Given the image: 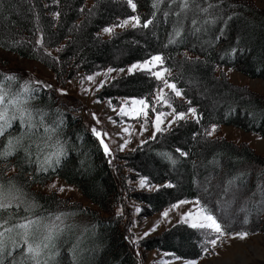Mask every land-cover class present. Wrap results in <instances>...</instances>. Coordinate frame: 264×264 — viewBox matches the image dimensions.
Returning a JSON list of instances; mask_svg holds the SVG:
<instances>
[{
	"label": "trees",
	"instance_id": "1",
	"mask_svg": "<svg viewBox=\"0 0 264 264\" xmlns=\"http://www.w3.org/2000/svg\"><path fill=\"white\" fill-rule=\"evenodd\" d=\"M91 1V6L87 7V0H58V3L56 0H0V49L21 59L38 62L50 69L59 82L109 67H126L154 55H161L164 58L163 67L171 70L168 81L175 83L184 94L181 101L168 95L173 106L186 111L188 101H191L190 106L196 109L200 122L197 123L194 119L175 123L168 132H160L154 139L148 138L146 143L137 146L132 152L116 156V161L120 163L118 166L115 162L112 164L109 155L104 154L99 140L76 114L77 110L73 105L71 110L66 109L67 105L56 92L43 85L32 86L38 91L30 106L47 112L46 123L49 125H54L57 117L62 118L58 138L65 143L67 155L56 171L47 172H36L35 164L31 167L24 165L22 170L18 158L12 157L7 162L8 168L15 166V171L8 173L11 171L9 170L4 178H14L28 193L29 199L35 198L39 204L36 215L44 217L46 222L63 214L62 220L56 222L62 229L59 238L60 264H71L69 249L73 244H78L82 250V264H140L132 251L129 237L123 230V214L113 213V208L121 207L122 201L126 200L123 196L127 188L120 173L121 167L131 171L130 179H134L136 173L147 177L148 183L165 182L174 185L172 188L161 187L149 196L129 194V198L145 201L152 212L156 213L178 200L200 199L220 221L232 225L230 233L247 231L252 235L263 232L264 211L259 209L264 207V193L261 192L264 188V160L256 157L245 143L232 145L222 138L211 139L206 136L205 130L213 124L234 126L264 137V96L245 87L232 88L223 76L214 72L218 67H229L247 76L264 79V10L256 7L250 0H207L214 3L211 13L215 22H208L203 33L199 34L188 27L192 23V19L188 21V17L194 16L197 22L200 21L192 10L201 5L202 0H189V7L192 9L190 15H182V23L179 22L178 26L174 25L176 20L170 18V15L166 19L169 26H165L164 20L163 26L155 29V43L150 31L155 17L162 12L176 14L177 2L162 0L158 8H153V0H133L137 6L133 12L127 0ZM224 9L229 10L227 13L230 16L222 14ZM53 12L60 13L58 21L53 20ZM153 12L156 13L155 16L152 15ZM127 16H139L141 26L129 28L119 35L114 34L109 39L102 38L101 31L105 27L114 26L118 19ZM145 20H152L153 23L144 28L142 24ZM176 28L181 30L179 37L174 34ZM41 36L43 44L37 45L36 40ZM170 39L174 42L169 43ZM62 45L63 50L54 55L57 57L56 61L45 54V49L50 51ZM113 47L125 49L126 55L112 60L110 49ZM232 48H238V51L228 55ZM185 54L192 61H196V58L199 61L191 63ZM2 67L0 64V78L5 74H15L25 80L20 72L4 71L1 70ZM159 83L160 80L151 72L138 70L112 79L104 86L102 94L113 102L121 97H139L151 102ZM189 84L200 85L202 94L210 95L216 105L209 104L203 98L200 101L195 96L196 88H189ZM154 107L156 108L155 105ZM20 131L19 121L13 122L9 132L15 135ZM39 133L42 134L43 129ZM33 139L37 137L34 136ZM2 147L0 142V148ZM178 147L189 152V156L181 157L176 152ZM33 151H36L35 146ZM144 151L147 157H154L150 158L155 163L150 173L143 170L145 161H142V166L135 165L136 168L132 164L144 157ZM165 154H169L177 163H171ZM3 168L4 163L0 162V169ZM233 176H240V179L229 186L230 191L223 192L222 189ZM53 178L62 179L76 187L107 216L101 217L87 207L69 203L55 194L34 192V185H42ZM224 202L232 203L229 210L223 207ZM242 208L244 214H241ZM20 214L28 215L22 209ZM245 217L248 223H244ZM176 230L186 238L181 241L190 244H185L188 247L181 252L167 241ZM204 232L205 230H195L181 224V227L171 229L158 239L148 240L146 246L169 253L175 258L189 257L188 259L195 260L211 251V245H205L207 252L202 250ZM197 234L201 237L203 235V239L199 240ZM164 240L168 244L165 247L161 246Z\"/></svg>",
	"mask_w": 264,
	"mask_h": 264
},
{
	"label": "rangeland",
	"instance_id": "2",
	"mask_svg": "<svg viewBox=\"0 0 264 264\" xmlns=\"http://www.w3.org/2000/svg\"><path fill=\"white\" fill-rule=\"evenodd\" d=\"M176 2L178 4L177 13H179V16L170 12H167L168 15L165 16V12H162L161 14H159V16L157 15L155 17L153 28L150 29L153 42L155 43L157 42V40L155 39V29L160 25L163 26L164 20L166 21V19H168L170 15H171L170 18L176 20L174 25L177 26L179 25L178 24L179 22L182 23V19H183L182 15L183 16L190 15L189 12L192 10L190 9V7L188 9L181 10L179 6L180 0H177ZM250 2H252L254 5H256V7L260 8L261 10H264V0H250ZM91 4L92 1L87 0L86 6L90 7ZM209 5L214 6V3H211L210 1L207 0H202L201 5L200 4L197 5L195 7V10L194 9L192 10V13L194 12V14H196L198 16L197 18H199L200 20L195 25L189 22L190 24H188V27L190 28V30H192V32L202 34L206 28V25L208 24L205 23V21H209V23H211L213 20L215 21V18L212 17V13H211L212 7H209ZM1 9L2 8L0 7V11ZM202 9H207V12L202 11ZM228 11L229 10L224 9L222 10V14L230 16L227 13ZM128 18L129 17L127 16L118 19V22L115 23L116 25L111 26L113 28L112 34L105 33L102 30L101 31L102 38L109 39L115 35H119V33L129 28H134L132 27V22H129V24L123 28L117 26L123 20ZM191 19L192 21L194 19L197 20L196 18H194V16L193 17L189 16L188 21H190ZM165 26L166 27L169 26L167 21ZM196 29H199V31H196ZM159 44L164 45L165 43L159 42ZM55 49L50 50L52 56L57 55L58 53L55 51ZM126 53L127 51L120 47H113L112 49H110L112 60H118L120 58H123L126 55ZM135 63H143V61L135 62ZM0 64H2L3 66L1 70L3 69L4 71H8L12 73L20 72L25 80L31 79L32 81L40 82L39 84L33 83L32 86L43 85L46 87V85H51V88L49 89L53 90V92H56L59 98L65 102V104L67 105L66 109L71 110L70 109L71 105H73V107L76 108L77 110L75 111L76 114L82 118V121L84 122L88 130L92 131V128H96L99 132L106 133V135L102 136V139L110 149L111 154L109 155V159L110 161H113L112 164H114L115 162V164H118L119 166L120 163L116 161V156L119 157L124 153L132 152L134 149L137 148V146L143 144L144 141H146L148 138L151 139L152 134L155 131L153 124L151 123V121L154 120L155 118L154 112L149 110L150 119L148 122H145L143 117L132 118L129 116H121L118 113L122 102L128 100L130 103V100L132 98L121 97L117 101L113 102V100L103 96L102 94L104 86L109 84L112 81V79H118L121 76L129 75L127 69L134 63L129 64L126 67H121L125 69L124 72L122 73L113 72L110 73L107 77L103 75V73L108 69L105 68L96 71L94 73L84 75L82 77H77L71 80L60 81V82L56 79L54 73L50 69L39 64L38 62L21 59L1 49H0ZM159 68L160 66H157V68H153L152 71H157L159 70ZM229 69H231V71H229ZM138 70H134L133 73H135ZM214 72L218 76L219 75L223 76L225 80L228 82V84L232 85V88L238 86L245 87L249 91L264 96V79L247 76L241 71L229 67H218L216 68V70H214ZM96 73H100V75H95ZM93 75L95 77L94 81L89 82L86 79V77ZM100 81H104L102 87L100 86L99 83ZM160 82L161 83H159V86L155 88L152 101L155 98V94L157 90L159 88L164 87L162 81ZM189 86H190L189 88L192 89L196 88L198 92L196 91L195 96L198 97L200 101H202L201 99L203 98V100L208 101L209 104H212L213 106L216 105L215 103L216 101L212 97H210V95H206L207 93L202 94L203 93L201 91L202 87L200 85L189 84ZM57 89H62L63 92L66 94L62 95L61 92L57 91ZM84 89H87V91H85ZM164 91L169 96L173 95L174 98L176 97L174 93H171L169 89L165 88ZM137 99H139V97ZM176 99L180 101L182 100V98L180 97H176ZM109 102H111V105H109ZM155 106L160 111L169 112V113L172 111L170 108H167L161 104H155ZM93 113H95L97 119L99 120V123H97V120L93 119L92 116ZM168 119H171V117L165 118L166 122L162 125V128L164 129L162 132L165 133L168 132L175 125L174 123L172 126H169L167 123ZM194 119L195 118H192L191 115L189 114V116L185 120H194ZM141 125H143V128H141ZM124 128H128L129 132L127 133L124 132L123 131ZM209 138L211 139L222 138L223 140L229 142L232 145L233 144L239 145L245 143L246 145H248L252 153L256 155V157H258L259 159L262 158L264 160V137L259 136L258 134L244 132L234 126L219 125L217 126L216 132L213 134V136ZM125 140H128L129 143L124 147L123 151H121L120 145L124 144ZM142 153L145 154V151ZM145 155L142 154V156L144 157L139 159L140 161L138 160L137 162H132V164H134V167L136 168L135 165L139 166V164L141 165V163L145 161L144 163L146 165L143 170L144 172L147 170H148L147 172H149L152 171L153 167H155V163H152L151 161V159H153L154 157L153 156L147 157L148 156L147 153ZM12 172L13 171H9L8 173H12ZM120 173L123 176V179L125 180L124 182L127 188L123 196L124 200L125 199L126 200L122 201L121 207L117 206L113 208V213L117 214V212L119 211L120 214H123V217H121L123 230L126 233V235H128L132 245V251L140 261V264H184L186 260H191L188 259L189 257H187V259H177L175 257H172V255L169 253L160 251L156 248L150 249L146 246L148 240L158 239L162 237L166 232L170 231L171 229H174L176 227L178 228L181 227V223H178L179 213L176 210L170 211L169 216L167 218H164L161 215L166 209L170 207L171 204L174 203H169L164 208L160 209L155 213L150 211L151 210V208H149L150 205L146 204L145 201L142 202L141 200L139 201L135 198H129V194L131 193H133L134 195H142V196L152 195L154 194V192L158 191L162 185H166L167 183L165 182L161 184L148 183V186L141 187L139 183L142 178L141 176L135 173L134 179H130L129 175H132V173L128 168L125 167L120 168ZM54 183L57 185V187L54 189L50 188L49 186ZM60 186H63L65 191L63 192L59 191ZM32 188L35 193L55 194L57 197L62 198L63 200L68 201L69 203L75 205L79 204L81 206L87 207L88 209L96 212L101 217L107 216L105 212L100 211V209L97 206L93 205L88 199H86L81 194L80 190H78L76 187L72 185L65 183L62 179L53 178L42 185H38V184L34 185ZM224 203L225 204L223 205V207L225 208V210H229L232 206V203L230 202H224ZM181 211L182 212L191 211L195 213L197 211V208L194 204L189 203L186 205H182ZM241 214H244V211H242ZM239 216L242 217L240 214ZM232 218H234V215L232 216ZM157 224L158 227H156V230L150 231V229H152ZM182 225H187V224H182ZM78 228H80V226ZM145 232H150V234L148 236H144ZM232 234L234 235V233ZM171 235H172L171 239L169 238L167 239V241H170L172 245L176 248V250L181 252L183 249H186L188 247V246L185 247L184 246L185 244L190 245L188 242L183 243V241H181V239H186V238L181 233H179L178 230L174 231ZM196 236L199 238V240L203 239V235L202 237L199 234H197ZM133 241H135V243H133ZM167 241L166 240L162 241L161 246L164 247L167 246L168 245L166 243ZM195 261H197V264H264V231L260 233L248 235L247 238L243 240L238 238L224 237L222 238V242H219L217 246L215 247L211 246V251H209L208 255H205L204 257H201L199 259H195Z\"/></svg>",
	"mask_w": 264,
	"mask_h": 264
},
{
	"label": "snow or ice",
	"instance_id": "3",
	"mask_svg": "<svg viewBox=\"0 0 264 264\" xmlns=\"http://www.w3.org/2000/svg\"><path fill=\"white\" fill-rule=\"evenodd\" d=\"M58 3V0H56ZM162 0H153L152 7L158 8L159 3ZM173 3L176 0H172ZM128 6L133 12L136 11V4L133 0H127ZM171 6V5H170ZM181 10L189 8V0H180ZM47 7V5H45ZM212 7V5H209ZM83 11V9H81ZM202 11L207 12V9H202ZM153 16L156 15L155 12L152 13ZM168 13L165 12V16ZM179 16V13H176ZM53 20L58 21L60 18L59 12L52 13ZM231 19V17H229ZM132 22V27L141 26V19L139 16H130L128 19L123 20L118 27H125ZM209 21H205L208 23ZM215 22L214 20L212 21ZM153 23L152 20H145L142 27L148 28L149 25ZM197 21L194 19L192 24L195 25ZM55 26V25H54ZM199 31V29H196ZM103 32L112 34V27H105ZM223 33V29H221ZM174 34L176 37L181 36V30L179 28L174 29ZM219 39V37H217ZM174 41L170 39L169 43ZM37 45L43 44V36L36 40ZM63 45L57 49L56 52L63 50ZM238 48H232L228 55L235 54ZM45 54L51 56L54 61L57 57L52 56L50 51L45 49ZM186 59L191 63H196L192 61L190 57ZM223 59V57H221ZM164 58L161 55H154L150 59L143 61V63H134L128 69L129 74L133 73L134 70H146L152 73V75L157 79L162 81L164 87L159 88L155 94L153 101L149 102L145 98H132L130 103L128 100L122 102L119 110V115L129 116L132 118L143 117L145 122H148L149 110L155 113L154 120L151 121L155 131L152 134V139L155 138L156 133L162 132L164 129L162 125L166 122V117H171L167 120L169 126L174 123L185 120L189 114L192 118L196 119L199 123V118L197 117V111L195 108L191 107V101H188L189 107L186 111L178 110L173 106L172 100L169 98L168 94L165 93L164 89L167 88L174 93L176 97H183V93L179 90L175 83H170L166 78L171 75V70L163 67ZM160 66L159 70L152 71L153 68ZM123 68H112L109 67L103 75L107 77L113 72H124ZM231 71V69H229ZM95 75H100L96 73ZM94 75L88 76L86 79L89 82L94 81ZM33 83L39 84V81L21 80L15 74H5L0 78V142H2L3 147L0 148V162L4 163V168L0 169V264H60V245L59 238L62 234V229L57 224V221L62 220L63 214H58L55 216V220L45 221V218L36 215V210L39 208L38 202L35 198L29 199L28 193H26L22 186H20L16 180L12 177L7 176L9 170L15 171V166L11 169L8 168V160L12 157H17L20 163L21 169L23 170L24 165L31 167L35 164L36 172H47L49 170L56 171L62 164L63 159L67 155L65 148V143L58 138V132L60 126L63 124L61 117H57L54 121V125H49L46 123V117L48 113L42 109H33L30 105L32 100L35 99V92L38 89L32 87ZM100 86L102 87L104 81H100ZM18 85V87L16 86ZM46 87L51 88V85H46ZM87 91V89H84ZM61 94H66L62 89H57ZM155 104H161L172 111L164 112L155 108ZM111 105V102H109ZM252 115L251 113H249ZM93 119H97L95 113L92 114ZM19 121L21 131L19 134H11L9 129L13 127V122ZM143 128V125H141ZM43 129V133L40 134L39 130ZM217 125L213 124L209 129L205 130L207 137H212L216 132ZM124 132H129L128 128L123 129ZM92 134L99 140L101 147L103 148L104 154L106 156L110 155V149L108 145L102 139L103 135L106 133L99 132L96 128H92ZM130 134V133H129ZM37 139H33V137ZM6 137V139H4ZM193 139H196L193 136ZM129 143L128 140L124 141V144L120 145V150L123 151L124 147ZM146 143V141H144ZM33 146H35L36 151H33ZM176 152L179 153L181 157H188L189 152L177 148ZM171 163L175 164L177 161L173 159L169 154H165ZM35 156V159L33 157ZM217 161H213L216 163ZM241 176L243 173L240 174ZM240 179V176H233L227 181L224 187V192L227 193L230 190L229 186H232ZM140 186H148V178L142 177L140 180ZM50 188H56L57 185L54 183L49 186ZM161 187L172 188L174 185L171 183L162 185ZM59 191H65L63 186L59 187ZM207 191V189H205ZM264 193V188L261 189ZM194 204L197 208L195 213L188 211L182 212L181 206L186 204ZM15 209V211H11ZM21 209L24 213L28 215H21ZM176 210L179 213L178 223L187 224L190 228L205 230L204 240L202 244V250L207 252L208 248L205 245H211L213 247L217 246L219 242H222V238H238L245 239L249 235L247 231H236L234 235L230 233L232 227L231 224L223 223L220 221L212 211H210L206 206L201 203L200 199L195 201H189L187 199L178 200L176 203L171 204L168 209H166L161 215L164 218L169 216V212ZM241 211H244L242 208ZM259 211H264V207L260 208ZM7 214V215H6ZM120 212H117L119 215ZM244 223H248L245 217ZM158 224L155 225L150 231H155ZM150 232H145L144 236H148ZM135 243V241H133ZM69 254L71 256V264H82V250L79 248L78 244H73L71 249H69ZM180 259V257H177ZM184 264H197L195 260H186Z\"/></svg>",
	"mask_w": 264,
	"mask_h": 264
}]
</instances>
